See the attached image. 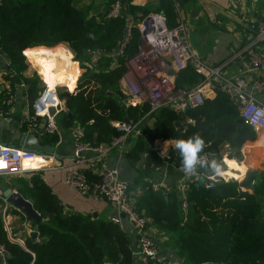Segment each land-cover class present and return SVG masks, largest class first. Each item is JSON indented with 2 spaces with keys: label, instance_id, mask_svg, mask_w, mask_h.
I'll return each mask as SVG.
<instances>
[{
  "label": "trees",
  "instance_id": "trees-1",
  "mask_svg": "<svg viewBox=\"0 0 264 264\" xmlns=\"http://www.w3.org/2000/svg\"><path fill=\"white\" fill-rule=\"evenodd\" d=\"M130 1L125 5L127 14L136 18L140 12H150V6H136ZM76 2L0 1V51L17 72L8 78L12 77L11 81L15 83L24 77L23 72L28 67L24 51L33 61V52L36 54L38 46L67 44L75 59L80 61L84 73L79 84L76 82L68 87L70 90L67 87L58 88L68 108L59 114L58 126L71 128L78 124L83 129L80 141L101 145L120 135L113 121L138 122L141 132L125 155L132 165H136L146 154L144 168L141 164L142 180L151 175L153 165H161L165 160L148 149V141L170 137L188 139L199 135L205 146L197 154V162L191 168L200 176L189 184L187 217L182 212L176 193L164 195L147 189L145 185L135 202L137 211L168 233L166 248L171 247L185 264H264V170L250 171L242 182L220 179L208 184L207 179L208 175L217 172L214 166L222 157L221 148L225 143L236 149L235 155L241 157L242 146L256 139V131L245 122L238 123V107L223 91H218L213 99H207L204 105L183 113L164 106L146 115L150 110L147 103L128 105V96L121 88L120 79L125 70L124 61L138 50V28H134L133 38L124 55L118 57L119 65L110 68L112 57L109 53L122 40L126 19L109 17L110 6L100 16L89 17V7L92 6L80 7ZM106 3L107 8L108 1ZM155 11L166 14L169 26L177 24L175 0H160ZM63 46L66 60L69 54L72 81V53ZM94 50L104 53L98 64L92 67L91 53ZM73 65L78 68L74 61ZM38 67L41 69L42 64L38 63ZM78 73L79 69L76 78ZM42 75L44 79L47 77L43 70ZM201 78V74L189 65L178 73L176 87H193ZM26 80L31 84L32 92L43 89L38 76ZM68 112L73 113L71 117ZM188 118L194 119L195 124H187ZM59 137L54 133L45 136L42 141L54 144ZM252 144L248 143L249 148ZM167 159L175 166L184 165L181 149L172 152ZM32 183L30 196L43 216L39 225L43 240L32 245L35 258L19 245H8L10 264L134 263L133 236L123 225L66 208L39 176H33Z\"/></svg>",
  "mask_w": 264,
  "mask_h": 264
},
{
  "label": "built area",
  "instance_id": "built-area-1",
  "mask_svg": "<svg viewBox=\"0 0 264 264\" xmlns=\"http://www.w3.org/2000/svg\"><path fill=\"white\" fill-rule=\"evenodd\" d=\"M137 1L140 5H145L150 0ZM127 2L128 0H125L124 3L121 0H113L108 16L124 17L128 20L127 32L117 46L118 54L124 55L125 48L132 38L133 28H138L141 36L136 53L124 61L125 70L120 79L121 88L128 96V105L138 106L147 103L150 110L146 115L156 112L164 106L170 107L176 113H183L188 109L204 105L207 99H213L218 91H223L238 107L240 118L256 132H264V104L259 102L254 91L248 90L247 79V76L254 70L264 71V52L248 51L242 57L243 74L231 79H219L218 68L207 65L195 54L187 37L186 23L181 17L173 27L169 26L167 16L163 11H153L147 14L140 12L135 18L125 12ZM130 2L133 4L135 0ZM250 27L256 31V40L264 41V19L252 20ZM24 53L26 54L25 51ZM103 53L102 50L92 51L90 66H96ZM2 57L4 55L0 51V58ZM189 65L201 74V81L187 89L177 88L178 73ZM2 71L6 76L17 74L8 59L3 62ZM3 75H0V81ZM44 82L43 89L33 100L32 112L28 116L25 131L26 133L33 132L39 137L58 133L57 116L64 109V101L60 97L57 87H51L45 80ZM253 87L257 92L263 91L264 80H256ZM4 95L5 101L0 105V117L8 121L15 101V94L10 84L4 87ZM52 108L56 110L53 114L50 113ZM138 124V122L131 121H113V125L120 135L114 137L107 144L92 145L77 141L76 155L80 157L78 160L82 161L81 153L83 151L95 153L96 158L105 157L115 149L121 153L125 152L130 145V136L141 132ZM187 124H195L194 119L188 118ZM176 140L175 137L156 138L153 141H148V149L161 158H165L168 152L177 151ZM53 156L50 153L33 152L17 145L0 142V163L4 165V167H0V175L24 178L27 171L38 170L46 166ZM26 163L30 165L26 166ZM159 168L156 167V170ZM194 175L193 179L184 175L175 184H170L163 179H154L151 180L149 188L165 195L175 192L181 201L182 212L187 217L189 184L190 181H195L199 174L195 172ZM217 176L226 178L219 171L216 174L208 175L207 179L212 182L217 179ZM65 181L70 187L81 193L104 197L113 203L119 214L113 218L116 222L121 223L122 214H125V219L129 221L132 234L135 235L137 241L134 256L140 259L141 264H174L171 260L174 253L163 248V243L167 242L169 235L163 231H150L148 228L149 219L137 211L128 194L129 185L120 178L117 169H106L97 181L90 182L82 169L69 167L66 171ZM7 218L8 215L5 216L8 223ZM0 257L3 264H10L7 249L2 243H0ZM177 264L185 263L179 257Z\"/></svg>",
  "mask_w": 264,
  "mask_h": 264
},
{
  "label": "crops",
  "instance_id": "crops-1",
  "mask_svg": "<svg viewBox=\"0 0 264 264\" xmlns=\"http://www.w3.org/2000/svg\"><path fill=\"white\" fill-rule=\"evenodd\" d=\"M107 1L111 4L113 0ZM159 1L160 0H155L152 3L156 4V6L159 7ZM135 4L136 3L134 2L132 5ZM88 5L91 4L87 3L83 6L87 7ZM109 6L105 8V11L109 8ZM138 6L148 7L149 5L139 4ZM175 7L178 8V10L176 8L178 19L181 17L186 23L187 37L195 54L207 65L218 68L219 79H231L243 74L242 57L245 56L248 51L255 50L264 52V41L256 40V31L250 27V23L252 22V20H256L259 18L264 19V0H175ZM93 10L94 8L89 7V17L100 16L99 14L95 15ZM130 16L133 15L130 14ZM127 25L128 20H126V27ZM193 31H195V35L192 36ZM133 32L134 28L132 31V38ZM125 33L123 34V36L125 35ZM140 38L141 36L139 37V44ZM62 44L67 47L66 44L61 43L54 47L47 48L59 49V57L63 61L66 68V83L60 84H65L69 87L75 85L76 82L77 84H79V82L82 80V73H84V68H81L80 64L73 59V53L67 47V49H69L72 53L73 61L78 64V68H76L73 63H71L72 59H70L71 66L74 70L73 79L72 81H70L71 69L69 67V54L66 60L63 56L64 46ZM60 45L62 46V48ZM41 47L44 46H38L36 54L33 57V62L37 66L38 63L42 64L41 69L38 67L40 70V72L38 70V74L43 80H45L42 75V70L47 74V76L50 75L48 73V67L46 63H44L39 58V52ZM109 54L112 57L110 68L119 65L118 57L121 55L117 53V47ZM24 55L27 59V55L25 53ZM4 60H6L5 57L0 58V75L4 74L2 71ZM27 62L28 67L23 72L24 77L21 78L20 82L12 83V77L8 78V76L6 75H3L0 81V105L3 104V102L5 101V86L10 84L15 94V101L12 105V114L10 119L8 121H5L2 119V117H0V124L3 123L6 127L3 132V142L17 146L20 144L22 135L26 133L25 131L27 128V119L30 112H32L33 102L30 103L29 98L33 93L37 95L41 91L40 90L38 92H32L30 90L31 84L26 79H32L37 77L38 75L33 71L31 63L30 61H28V59ZM78 69L79 73L76 78V73L78 72ZM247 79L248 90L254 91V94L259 100V102L264 104V90L261 92H257L253 87L254 82L256 80H264V71L254 70L247 76ZM63 101V111H67L68 108L65 104V100L63 99ZM69 113L70 112H68V114ZM57 134H59L60 137L59 140L56 141V143H45L53 145L56 148L55 152L52 153V155L54 156L51 160H49L46 166L38 170L27 171L25 177L20 178V183L14 181V178H19L17 176L0 175V243L4 244L7 249L9 255V263L11 252L9 250L8 245H19L20 247L31 253L35 258L36 253L32 249V245L35 243H39L43 240V238L40 236L39 228L38 236L36 238L32 237V233L36 229L35 223L30 222L27 216L20 209L10 204L7 201V197L5 195L6 190L12 188L13 190L18 191L19 193L24 195L26 198H32V196H30L29 188L33 187L32 177L35 175L39 176L44 181L45 185L49 188L51 193L55 197H57L62 203V205H64L66 208L73 209L74 211L83 213L85 215L93 216L94 218H100L104 220L111 219L113 221H115L113 218L119 215L117 207L104 197H94L89 193H81L79 190L70 187L65 181L67 168L74 167L77 169H82L87 174V177L90 182L97 181L101 173L106 169H117L120 174V178L125 180L129 185L128 194L134 204L137 200V197L142 194V187L144 185L147 189H151L149 188L151 180L163 179L170 184H175L184 175H187V177H190L192 179L193 176H195V171L193 169H190L188 172H185L183 170V167L175 166L173 163L169 162L168 159L166 160V158H164V163H162L161 165H153V171L151 175L146 176L142 180L140 173L141 164L144 168L145 162L143 161L146 157V154H144L143 160L138 162L136 165H132L125 155L126 151L128 149H131L134 143V138L136 137V135L139 134L130 136V145L128 146L127 150L123 153H121L118 149H115L105 157L96 158L97 155L95 153L91 151H83L81 153V162L78 160L80 159V157L76 155V142L80 141L79 138L83 134L82 127H80V125L78 124L74 125L71 128L59 127V131ZM256 134V139H260V137H262L261 135H264V133L260 132H256ZM47 135L42 136V140ZM248 142L249 141L244 143L241 148V152L243 151L244 146H246L244 148V152H249L250 148L247 144ZM224 147H227L230 152L234 150V153H237V150L233 149L229 143H225ZM171 153L172 152H170V154ZM223 161V163L226 165V169L220 170V174L229 176L230 178L226 179L222 176H217V179L212 182H217L220 179H224L226 181L237 180L239 182H242L247 177L249 170H253V168L258 167L255 166L248 168V160H242L236 155L235 157L231 158L226 156ZM28 165L29 164H26V166ZM156 167H160L159 170H156ZM215 168L219 169V161L218 163H216ZM259 169L264 170V168ZM227 172L234 173V176L225 174ZM198 178L195 181H197ZM212 182L208 181V184ZM242 189L249 190L250 192H252L251 189H247L246 187H242ZM6 215H8L7 220L9 224L5 220ZM148 223V228L150 229V231L156 230L167 233L164 229H161L155 224L151 223V219H149ZM120 224L123 225V227L129 232L133 233L131 231L130 223L127 219H125V217L122 216V222ZM132 236L133 245L135 246V249H137V241L135 239V235L132 234ZM168 240L169 238L167 239V241ZM163 248L174 253L171 257V260L174 262V264H177L179 256L176 255V253L171 249V247L166 248L165 243H163ZM0 264H3L1 257ZM133 264H141L140 259L134 256Z\"/></svg>",
  "mask_w": 264,
  "mask_h": 264
},
{
  "label": "water",
  "instance_id": "water-1",
  "mask_svg": "<svg viewBox=\"0 0 264 264\" xmlns=\"http://www.w3.org/2000/svg\"><path fill=\"white\" fill-rule=\"evenodd\" d=\"M123 3L125 0H121ZM5 57V55H4ZM6 58V57H5ZM7 59V58H6ZM36 94H32L29 98L30 103L33 102L35 99ZM55 109L52 108L50 110V113H55ZM69 116L72 115V112L68 114ZM243 119L240 118L238 120V123H243ZM5 124H0V142H3V132L5 130ZM4 143V142H3ZM18 147L24 148L26 150H30L33 152H39V153H54L56 148L53 145L45 144L42 141V138L36 135L33 132L23 134L20 140V144ZM179 151L180 149L177 148ZM170 155V152L166 154V160L167 157ZM5 195L7 197V201L14 205L16 208L20 209L28 218L30 222L35 223L36 229L32 233V237L36 238L38 236V228L40 223L43 221L42 214L35 208L34 206V199L33 198H26L24 195L19 193L18 191L13 190L12 188H9L6 190ZM179 205H181V201H179ZM123 217H125V214H122Z\"/></svg>",
  "mask_w": 264,
  "mask_h": 264
},
{
  "label": "rangeland",
  "instance_id": "rangeland-1",
  "mask_svg": "<svg viewBox=\"0 0 264 264\" xmlns=\"http://www.w3.org/2000/svg\"><path fill=\"white\" fill-rule=\"evenodd\" d=\"M106 1L107 0H77V4L78 5H80V6H83L84 4H87V3H90L91 5H92V8H94V10H93V12H94V14L95 15H100L101 13H103L104 11H105V8H106ZM133 1V0H132ZM153 1H155V0H150V1H147L146 3H145V5H149L150 7H149V11L150 12H153V11H155L156 10V8H157V6H156V4H153L152 2ZM158 1V0H157ZM135 2H136V6L137 5H139V2L137 1V0H135ZM109 4L110 3H108V6H109ZM107 6V7H108ZM133 30V29H132ZM126 32H127V29H126ZM193 35H195V31H193L192 32V36ZM131 40H132V38H131ZM131 40H130V42H131ZM65 44V43H64ZM129 44V43H128ZM67 45V44H66ZM128 46V45H127ZM67 47L71 50V48L67 45ZM127 48V47H126ZM126 48H125V50H126ZM72 51V50H71ZM72 53H73V59L75 60V61H77L79 64H80V67L82 68V66H81V63H80V61L79 60H76L75 59V54H74V52L72 51ZM33 56H35V53H34V55ZM27 59H28V61H30V63H31V66H32V69H33V71L35 72V73H37V75H38V77H39V79H40V86H41V88H43L44 87V85H45V82H44V80L41 78V76L38 74V70H39V68H38V66L27 56ZM71 59H72V57H71ZM73 59H72V63H73ZM39 72H40V70H39ZM83 74V73H82ZM47 80H49V76H47L46 78H45V81L47 82ZM50 81V80H49ZM59 86L60 87H64L63 89H65L66 87L68 88V86H66L65 84H59V85H57L56 87H57V90H58V88H59ZM261 133H264V132H261ZM262 137H260V139L258 140V139H255V140H253V141H249L248 143L250 144V143H253L251 146H250V150H249V152L248 153H245L244 152V148L246 147V146H244L243 147V151L241 152V157H238V158H240V159H242V160H248L247 162H251V161H255V163H257V168H253V170H256V169H259V168H264V135H261ZM257 141V142H256ZM256 142V143H255ZM247 143V144H248ZM230 154H232L233 156H231ZM235 157V153H234V150L232 151V152H230V150L227 148V147H224V145L222 146V157H221V159L219 160V169H216L217 170V172L218 171H220V170H224V169H226V165L223 163L224 161V158L225 157ZM215 167V166H214ZM250 171H252V169L251 170H249V172ZM249 172H248V174H249ZM225 174H227V173H225ZM229 179L230 177L229 176H226V179ZM14 181H16V182H18V183H20V178H14Z\"/></svg>",
  "mask_w": 264,
  "mask_h": 264
},
{
  "label": "bare ground",
  "instance_id": "bare-ground-1",
  "mask_svg": "<svg viewBox=\"0 0 264 264\" xmlns=\"http://www.w3.org/2000/svg\"><path fill=\"white\" fill-rule=\"evenodd\" d=\"M39 58L44 63H46L48 67L47 69L51 81L47 80L46 83H48L51 87H56L60 83H66V68L63 61L59 57L58 48L48 49L45 46L41 47L39 52ZM247 166L248 168L255 167L257 166V163H255V161L247 162ZM227 174H229L230 176H234V173L231 172H227Z\"/></svg>",
  "mask_w": 264,
  "mask_h": 264
},
{
  "label": "clouds",
  "instance_id": "clouds-1",
  "mask_svg": "<svg viewBox=\"0 0 264 264\" xmlns=\"http://www.w3.org/2000/svg\"><path fill=\"white\" fill-rule=\"evenodd\" d=\"M204 140L196 135L194 138L177 139L175 147L181 149L184 156L183 170L188 172L193 164L197 162V154L204 148Z\"/></svg>",
  "mask_w": 264,
  "mask_h": 264
},
{
  "label": "snow or ice",
  "instance_id": "snow-or-ice-1",
  "mask_svg": "<svg viewBox=\"0 0 264 264\" xmlns=\"http://www.w3.org/2000/svg\"><path fill=\"white\" fill-rule=\"evenodd\" d=\"M0 167H4V165L2 163H0Z\"/></svg>",
  "mask_w": 264,
  "mask_h": 264
}]
</instances>
